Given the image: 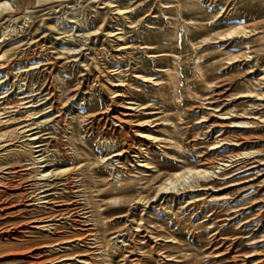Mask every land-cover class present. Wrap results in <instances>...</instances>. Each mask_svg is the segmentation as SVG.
<instances>
[{
	"label": "rangeland",
	"instance_id": "rangeland-1",
	"mask_svg": "<svg viewBox=\"0 0 264 264\" xmlns=\"http://www.w3.org/2000/svg\"><path fill=\"white\" fill-rule=\"evenodd\" d=\"M9 1L3 116L49 172L0 193V264H264V0Z\"/></svg>",
	"mask_w": 264,
	"mask_h": 264
},
{
	"label": "bare ground",
	"instance_id": "bare-ground-1",
	"mask_svg": "<svg viewBox=\"0 0 264 264\" xmlns=\"http://www.w3.org/2000/svg\"><path fill=\"white\" fill-rule=\"evenodd\" d=\"M41 0H37V2H40ZM13 8L12 3L9 0H3L0 1V13H2L3 11H9ZM0 36H4V32L0 35ZM122 36L120 35L119 38H121ZM88 38V37H87ZM163 40V39H162ZM166 41V39H165ZM163 41V42H165ZM148 45H146L147 47ZM264 46V45H263ZM145 47V48H146ZM205 49V48H204ZM153 57V56H152ZM150 57V58H152ZM264 57V56H263ZM16 60V62L21 60V55L16 54L13 58L9 57L7 55V50H4L2 52H0V64L2 66H4L3 68H6L8 65L7 64H14V61ZM37 66V64H36ZM203 65L200 63H196L195 64V68L199 71V72H203L202 67ZM9 68V66H8ZM142 68V67H141ZM205 68V67H204ZM46 70V68H44ZM43 69V70H44ZM204 70V69H203ZM89 71H91V69L89 68ZM175 71V70H174ZM167 73V72H166ZM177 73V72H176ZM175 72H170V74L172 75L173 80V88H175V86L177 84H182L181 80L182 78H185L184 76L186 75L187 72L181 74L180 76H176ZM179 74V73H178ZM137 75H140L141 78H145V77H150L147 74H140L137 73ZM203 75V74H202ZM264 78V75H263ZM121 83H123V80H120ZM111 82V81H110ZM187 82V81H185ZM211 82L209 79H204V84ZM125 83V82H124ZM127 84V83H126ZM170 84V83H167ZM192 84V83H191ZM166 85V84H165ZM164 85V86H165ZM177 87V86H176ZM196 87V86H195ZM107 88L109 89L110 93H115L114 90H112L109 86H107ZM160 88V87H159ZM158 88V89H159ZM192 88V86H191ZM176 89V88H175ZM174 89V91H175ZM189 89V87L187 88ZM160 91L163 89H159ZM57 90L55 89V91H50V95L49 97L46 95L44 96V98H49V100H53L52 102L55 104L56 102H62V93L63 90H61L59 88L58 92H56ZM81 91V87L77 86L76 89L74 90V92ZM166 91V90H165ZM172 91V92H174ZM193 91V90H192ZM40 91H38L37 93H39ZM87 91H82V99L87 98L88 96L86 95ZM22 93V91L20 90V86L18 88V91L15 93L16 96L20 95ZM78 93V94H79ZM164 94V92H162ZM166 93V92H165ZM186 93V92H185ZM78 94L74 93L72 96H70L69 98H67L64 102L67 101H71V100H75L74 102H77V96ZM120 94V93H119ZM169 94V93H168ZM174 94V93H173ZM172 94V95H173ZM177 95V94H176ZM1 98V97H0ZM159 98V97H158ZM169 98V97H168ZM179 98V97H177ZM62 99V100H61ZM86 99V100H87ZM171 99V98H169ZM79 100V99H78ZM166 100V99H165ZM173 100V99H172ZM182 101V100H181ZM9 102L11 101H0V193H4L5 190H16L19 192H22L23 189H25L24 186V179L22 178V173L21 170H15L24 160H27L29 162V164H32V167H30L31 171L34 172V175L36 180H41L43 177H45L49 171H46L45 168H41L43 165H40L42 162V158H43V153L40 152L42 149L40 148L41 143H39L40 141L37 140L39 138V135H37V133L34 132H30L31 126L34 124H38L37 120H34V117L39 111H36L35 108L33 107V105H28L25 106L26 111H28V115L30 116V119L32 120V122L29 123H22L18 126H13L14 124V119L11 116H3V111L9 107L8 104H10ZM37 102V100H36ZM85 102V101H84ZM173 104V103H172ZM58 105V104H57ZM167 106V105H166ZM176 106V105H175ZM167 109V108H166ZM171 109V108H170ZM92 110V108H91ZM164 110V109H163ZM93 111V110H92ZM98 112V111H97ZM97 114V113H96ZM60 116V114L58 115ZM90 117V116H89ZM92 117V116H91ZM62 116L59 117V119H57L58 122H61L62 120ZM168 121H170V119H166ZM172 122V121H171ZM174 122V121H173ZM177 126V125H176ZM224 126H220L219 130L217 131V135L221 134V129ZM29 131V132H28ZM70 136V135H68ZM68 139V138H67ZM224 140H228V139H224V137H222L221 141ZM68 141V140H67ZM71 141V140H70ZM231 142V140H228ZM70 143V142H69ZM72 144V143H71ZM130 147V146H129ZM70 148V147H69ZM70 150V149H68ZM75 149H73L69 154L72 159L76 160V152L74 151ZM66 153V152H65ZM68 156V155H67ZM68 158V157H67ZM70 158V159H71ZM12 159L13 162H9L8 160ZM77 161V160H76ZM76 163V162H75ZM147 165L150 164V162L146 163ZM31 166V165H30ZM155 167V166H154ZM74 168V166H73ZM177 168V167H176ZM72 168H64L61 170H58L57 172H54V174H58L61 175L63 173L66 172H70ZM188 171H184V172H177V170H175V180L170 179V182L167 184H160L158 186L157 191L160 190H168L169 188H176L177 182L182 179L185 178L186 174L190 175L193 173V171L187 169ZM160 172V171H159ZM198 172V174L200 173H206V170H201L199 172L196 171V173ZM73 173V172H72ZM68 175V174H67ZM70 177V176H69ZM76 177V176H75ZM155 177V176H153ZM160 177V175L155 178L158 179ZM70 179V178H69ZM71 180H73L71 178ZM75 180V179H74ZM149 180V179H148ZM152 180V179H151ZM150 180V181H151ZM79 181V180H78ZM77 183V182H76ZM149 183V181H148ZM146 183V184H148ZM152 183V182H151ZM130 184V183H129ZM145 184V185H146ZM125 185V183H124ZM141 185V184H140ZM168 185H170L171 187H169ZM73 186V185H71ZM74 189L77 188L75 186H73ZM140 187V186H137ZM145 188V186H143ZM186 187H194L193 184H188V186H184L182 187L183 189H185ZM126 188V187H125ZM135 188V187H134ZM133 188V189H134ZM4 189V190H3ZM140 189V188H139ZM130 190V189H129ZM177 191H179V187H177L176 189ZM125 191V190H124ZM141 194V193H140ZM142 195V194H141ZM134 196V195H132ZM43 198V196H38L36 197V200H38V202H40V200ZM135 199H137V201L139 202V200L141 201V199H143L142 196H139L137 193V196L135 197ZM113 200H115L117 203H122L123 201H121V198L119 196H114ZM133 200V198H132ZM41 222V221H40ZM37 228H49V224H38Z\"/></svg>",
	"mask_w": 264,
	"mask_h": 264
}]
</instances>
